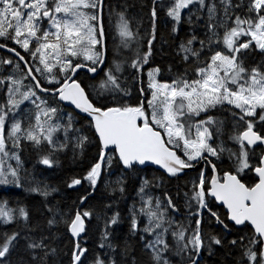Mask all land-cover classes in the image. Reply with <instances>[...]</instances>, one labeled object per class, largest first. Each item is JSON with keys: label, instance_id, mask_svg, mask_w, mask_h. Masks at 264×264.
<instances>
[{"label": "snow or ice", "instance_id": "1", "mask_svg": "<svg viewBox=\"0 0 264 264\" xmlns=\"http://www.w3.org/2000/svg\"><path fill=\"white\" fill-rule=\"evenodd\" d=\"M106 7L111 15L106 0H0V185L23 186L26 150L49 169L58 153L75 161L95 150L65 181L81 193L72 211L48 201L59 189L47 185L27 188L44 197L39 215L0 201V264H64L63 255L68 264H200L213 246H231V264H264V0H149L143 35L122 6L115 29L130 54L119 62L109 60ZM161 16L173 35L191 29L179 43L185 68L170 81L154 56ZM153 166L161 175L141 179L140 207L129 209L141 259L115 242L120 212L101 217L90 205L100 187L123 195L127 177ZM169 179L185 182L179 223L174 197L147 191ZM100 219L104 251H91Z\"/></svg>", "mask_w": 264, "mask_h": 264}, {"label": "trees", "instance_id": "2", "mask_svg": "<svg viewBox=\"0 0 264 264\" xmlns=\"http://www.w3.org/2000/svg\"><path fill=\"white\" fill-rule=\"evenodd\" d=\"M107 4L111 5V15L109 14V8H105V19L104 27L106 33L107 47L109 50V60L115 59L118 62L123 56L129 55V51H118L120 39H117L115 35L116 29L115 24L117 23V17L115 13L120 11L122 6H126V14L132 21V26L135 28L139 25L141 35L149 28V18L147 15V4L149 0H106ZM165 23L163 16L161 20L157 23V42L154 44V56L155 63L161 67L163 70L162 79L165 81H170L176 75L183 72L185 68L184 63L181 60V56L178 55L179 43L185 39L186 34L191 32L188 24L184 23L181 25V32L178 35H173L169 32V28L163 29L162 24ZM162 30L164 35H162ZM202 29L197 28L196 33H200ZM0 55H4L0 52ZM259 60V57H257ZM171 67V72L167 69ZM127 75V73H125ZM135 96V89H133V97ZM227 146L234 147L231 142H227ZM23 160V168L21 170V175L25 177L23 186L17 188L12 185L4 186L0 185V201H7L10 207H16L17 205L26 207L30 212L35 211L38 215L43 210V204L45 203L44 197L30 192L27 188L39 184L41 188L45 185L49 189L57 188L58 192L52 193L48 197V201L51 204L57 205L61 211H72L77 207L78 197L81 195L76 189H68L65 185V181L70 175L83 172L87 165L91 162V158L95 156L94 148H91L89 152L85 154L83 159L77 158L75 161L72 159L71 151L66 153H58V164L53 168L49 169L43 165L37 163V155L31 150H26L21 154ZM227 163V160L225 161ZM161 171H155L154 168H150L147 171L139 174H132L127 177V182L125 185L126 191L123 195L120 193H115L110 195L107 190L100 187L99 193L96 198L92 200V205L99 211L96 213L103 217L105 213L110 216L114 211H119L121 215V222L118 226H113L115 231V242L123 245L124 241L131 246L130 255L140 257L145 259L142 244L143 242L139 240V236H133L129 232V209L133 204L137 208L140 207V197L138 195V189L140 187L141 179L147 178L152 180L154 177H159ZM118 173L108 176L106 179L109 181H115ZM184 181L177 182L174 179L165 180L162 187L149 188L147 191L155 193L167 192H178V186L180 190L179 199L182 201V210L187 214L184 208V198L183 188ZM90 199H92L90 197ZM103 203L112 204L111 208H103ZM47 215V213H44ZM141 224L146 223L145 217H140ZM103 231V219L93 221L92 231L88 235L87 246L91 251L103 252V249L97 247L100 240V233ZM58 237L56 243L60 248L66 253L71 244L68 242L67 237L64 234V229L61 227L56 233ZM150 239V237H146ZM238 253L231 248V246H226L221 248L219 246H213L211 254L208 251L202 250L200 253V264H231L233 258H235ZM64 264H68L69 256L63 255L62 257ZM119 259V257H118ZM173 259L178 261L179 264H183V261L179 256H174ZM91 261V257H89Z\"/></svg>", "mask_w": 264, "mask_h": 264}, {"label": "rangeland", "instance_id": "3", "mask_svg": "<svg viewBox=\"0 0 264 264\" xmlns=\"http://www.w3.org/2000/svg\"><path fill=\"white\" fill-rule=\"evenodd\" d=\"M115 35L117 36V39H120V37L118 36V34H117V31H116V33H115ZM120 45V44H119ZM118 45V46H119ZM127 51L128 52V50H126V49H123V48H120L119 47V49L117 50L116 49V52L117 53H119L120 51ZM119 51V52H118ZM120 54V53H119ZM12 163H13V165H15V161H12ZM153 196H155V197H160L161 198V200H163V193H155V192H150ZM168 193H170L173 197H174V201H175V203L179 206V208H180V210H181V213H183L184 215L182 216L180 213H177L176 215H175V217H174V219L176 220V222L177 223H179L181 220H183L184 219V216H186L187 214L182 210V201L179 199V195H177V192H175V191H172V192H168ZM214 228L216 227V226H213Z\"/></svg>", "mask_w": 264, "mask_h": 264}, {"label": "flooded vegetation", "instance_id": "4", "mask_svg": "<svg viewBox=\"0 0 264 264\" xmlns=\"http://www.w3.org/2000/svg\"><path fill=\"white\" fill-rule=\"evenodd\" d=\"M162 26H163V29H166V27H167V26L165 25V23H163ZM166 31H167V30H166ZM166 31L163 32V30H162V32H161L162 35H164V33H166ZM198 34H199V33H198ZM163 73H164V72H163V70L161 69V76H163Z\"/></svg>", "mask_w": 264, "mask_h": 264}, {"label": "water", "instance_id": "5", "mask_svg": "<svg viewBox=\"0 0 264 264\" xmlns=\"http://www.w3.org/2000/svg\"><path fill=\"white\" fill-rule=\"evenodd\" d=\"M106 44H107V41H106ZM152 168H154V169H155V166H153ZM159 171H161V172H162L163 170H159Z\"/></svg>", "mask_w": 264, "mask_h": 264}]
</instances>
